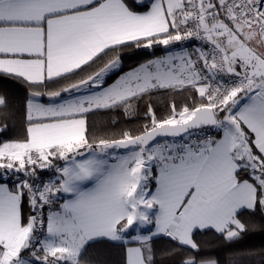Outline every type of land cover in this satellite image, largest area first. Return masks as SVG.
Segmentation results:
<instances>
[{
  "label": "snow or ice",
  "instance_id": "6c2138e0",
  "mask_svg": "<svg viewBox=\"0 0 264 264\" xmlns=\"http://www.w3.org/2000/svg\"><path fill=\"white\" fill-rule=\"evenodd\" d=\"M256 237L264 0H0V264H264Z\"/></svg>",
  "mask_w": 264,
  "mask_h": 264
},
{
  "label": "trees",
  "instance_id": "16d2710c",
  "mask_svg": "<svg viewBox=\"0 0 264 264\" xmlns=\"http://www.w3.org/2000/svg\"><path fill=\"white\" fill-rule=\"evenodd\" d=\"M140 59V57H135L134 59H129L126 63L129 65L135 64L136 61ZM204 239H208V237H204ZM262 243H264V240L260 237H256L254 239H250L247 241V247H259ZM224 255H227L226 253Z\"/></svg>",
  "mask_w": 264,
  "mask_h": 264
}]
</instances>
